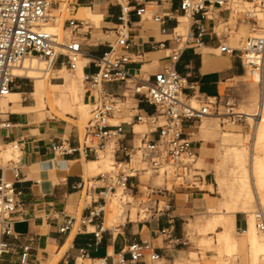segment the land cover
Here are the masks:
<instances>
[{"label": "crops", "instance_id": "crops-1", "mask_svg": "<svg viewBox=\"0 0 264 264\" xmlns=\"http://www.w3.org/2000/svg\"><path fill=\"white\" fill-rule=\"evenodd\" d=\"M175 2L179 4V0H127L126 5L131 9L127 14V38L131 42L130 55L133 59L127 68L131 74L139 75L144 79H152L154 73L171 63L168 57L170 51L167 44L168 40L171 39L172 28L177 24L174 18L179 19V21L187 18L181 15ZM74 5L77 9L74 18L78 17L77 19H80L79 17H82L88 20L80 19L84 22V25L79 27L77 33V38L81 42L85 54L79 62V67L81 65V70L84 73H93L96 68L92 64V57L101 56L108 51L109 45L115 41V28L120 22L121 5H126L120 0L116 2H113V0H78ZM141 7H144L145 11L142 13V17H139L134 9ZM66 8L67 5H63L60 10L63 11ZM219 19L217 22L218 28L225 24H231V22H237V17L232 16L228 18V22L227 19L224 21L221 18ZM92 21L94 23L102 22L101 27L92 29L90 24ZM181 23L182 21H180L179 27ZM49 24L58 25V23ZM209 25L210 23L207 22V26ZM244 26L246 25L241 26L238 30H246L247 26ZM202 47V51L201 47L195 51L192 49L186 50L175 63L177 72L185 79L182 94L186 98L192 97L195 99L196 95L199 94L203 98L210 97V99H214L213 97L219 94L221 84L235 77L243 76L245 73L237 55L219 54L218 42L214 38H206ZM163 52L168 53L156 57ZM79 67L73 73H76ZM52 71L62 72V77L57 75L54 77L57 78L56 80L62 78L63 81L51 82L50 78L53 75L49 77V80L20 77L33 80L30 95L34 96L37 102H41L40 105L48 113L51 112L48 100H55L62 93V90L56 88L55 85L64 84V75L69 74L68 69L60 67L58 63L53 70L51 68ZM143 75L146 76L143 77ZM48 86L57 89L58 92H48ZM104 86L109 93L118 97L127 92L124 83L109 82L105 83ZM85 90V87L83 91L79 85V103L87 104ZM263 92L264 89H260L257 99V114L260 117L255 120L254 132L256 134L259 129L264 131V125L261 127L262 115L260 113ZM25 93L26 90H13L6 99V103L0 101L1 109H5L3 112H9V118L13 124V127L9 130L0 131V145L6 149V146L11 142L16 141L21 148L18 170L20 176L15 183L16 189L21 193L19 197L20 206L15 216L12 234H0V241L9 243L11 247L8 253L0 255V264H20L21 248L24 245L30 247L28 264H95V262H99V264H117L119 254L125 257L126 264H185V261H187L186 264H197L196 257L198 255L195 254L196 248L186 235L187 226L189 224L195 225V216L201 214L205 209L206 214L209 215L208 209L210 207V215L205 216L202 223H197V226L199 228L204 227V231L211 230L207 229V225L212 223L214 216L230 215L232 217L231 233L235 239V250L231 255H227L223 247L217 242V233L224 230L223 225L217 224L214 230H211L216 233L214 240L217 246L216 249L210 248L211 240L200 237V241L204 239L210 249L209 251H212L210 255L212 262L210 264H253L255 252L248 236L253 221L251 222L241 216L235 206H229L226 201L221 204L222 207L226 208L222 211H215L216 201L206 205L205 196L210 195V192H214L213 185V191L203 188L178 190L169 198V210L159 217L132 221V211L124 212L125 221L114 228L105 227L106 221L104 218L105 229L99 235V238H96L95 232L99 230L102 219L94 218L81 224L82 220L89 219V210L86 208L87 203L81 206L82 192L77 189V185L85 178V173H87L85 163L92 159L78 153L58 156L51 150V146L61 140H65L71 146L76 147L78 140L81 138V132L76 126L67 122H59L53 118L31 117V113L36 109V103L33 105L20 104L22 94ZM129 97H132L133 105L130 107L129 119L120 121L124 134L117 143L118 150L115 153V158L118 160L126 159L123 152L124 147L131 148L137 145V137L141 138V135H137L138 133L135 131V127L142 124L137 121L136 114L141 112L153 113L155 111L154 106L142 101L139 97ZM127 99L121 103H125ZM242 114L256 116L249 113ZM65 117L73 119L71 114H65ZM205 118L209 117L206 116ZM38 119L46 120L38 126L29 125ZM161 123L162 118H158L156 123L149 122L146 124L145 122V126L148 127L146 132L152 131ZM26 124L28 125L24 126ZM208 125L203 120L200 122L199 127L190 122L183 124L185 134L190 139L191 137L194 139L192 141L193 147L198 153L197 159H202L201 156L204 154L205 148L201 147L200 141L209 137L210 129ZM132 130L137 134H132ZM196 131H200V135L194 134L197 133ZM146 136L150 140L158 139L157 132H148ZM223 137L224 141L232 140L228 134ZM111 145V155L113 156L115 143H109L108 148ZM251 151L249 176L253 178V186L254 189L256 186L255 190L257 191L253 163L256 160L260 167H263L264 163L261 161V157L254 154L253 149ZM132 161L134 159H131V163ZM0 167L4 168L6 179H14L10 168L1 165ZM258 177V182L264 179L262 175H258ZM204 181L208 186V181L206 179ZM140 186L144 185L141 184ZM220 186L222 191V183H220ZM179 196L185 197L179 198ZM257 199L259 206H261L260 198L257 197ZM70 218L74 219L73 227L67 232H61L60 228ZM246 219L245 234L240 235L237 230L240 227H245ZM189 220H191L190 223ZM167 228L171 231L173 240L171 243L168 242L167 235L162 232L163 229ZM255 231L257 230L255 229ZM257 232L258 240L264 241ZM134 242H150L159 254V259L151 261L145 255L140 261L131 263L130 256L125 251L128 245ZM83 253H86L85 256H82ZM224 253L226 256H233L238 259L233 261L221 260L220 257ZM53 256L58 257L56 261ZM208 258L205 254V259ZM257 264H264V254L258 255Z\"/></svg>", "mask_w": 264, "mask_h": 264}, {"label": "built area", "instance_id": "built-area-1", "mask_svg": "<svg viewBox=\"0 0 264 264\" xmlns=\"http://www.w3.org/2000/svg\"><path fill=\"white\" fill-rule=\"evenodd\" d=\"M234 1L179 0L178 7L181 15L189 19L188 28L185 32H181L180 21L174 18L177 24L172 28L171 39L167 44L171 63L154 73L152 79H144L128 71L127 66L133 61L130 55L131 42L127 38V14L131 9L128 5H121L120 22L115 28V41L101 56L92 57V64L96 71L84 73L87 102L90 104V117L85 125L84 133L76 147L65 140L51 146L52 152L58 156L78 153L91 159L97 157L98 152L104 149L107 143L111 141L118 143L124 134L121 123L112 124L110 119L117 112L119 101L122 102L129 96L139 97L155 107L153 113L136 114L135 117L139 123L143 121L146 124L156 123L158 118H162L161 124L152 131H148L157 132V140L148 139L146 136L148 132L138 133L141 134L140 143L131 148H123L126 159H115L109 171L83 178L77 185V189L84 193L85 200H90L86 205L89 210V219L82 220L81 224L94 218L102 219L99 230L95 232L96 238H99L105 229L104 218L107 205L117 196L120 189L129 191L134 198L141 193L140 185L143 184L150 191L148 195L157 192L167 197L174 192L176 185L189 189L198 188L205 180V175L202 176L199 169L195 167L198 153L193 147V141L183 131V124L190 122L199 125L203 117L212 113L211 109L214 105L216 106L217 97H214L215 101H210L209 97L199 100V107L191 105L189 98L181 97L185 79L177 72L175 63L186 50L195 51L203 46L206 38H214L218 42L220 54L237 55L245 73L256 78L259 86L264 88V35L248 36L241 47H232L222 41L215 31L217 20L215 15H222L224 11L229 10ZM250 1L264 12V0ZM77 2L78 0L66 1L67 8L64 12L69 16L64 19L62 24L64 33L60 34L59 31L51 33L42 28L46 23L55 21L51 15L52 1L0 0V100L10 91L21 89L15 84L22 78L14 76L13 70L28 57L37 56L47 64V67L51 65L52 70L57 63L70 71H74L79 66L80 58L82 54L84 56L85 54L77 33L84 22L71 16L74 12L73 5ZM58 10L62 15L63 11L59 6ZM134 11L137 16L142 17L145 9L141 7ZM207 22L210 23L209 26ZM56 79L52 77L50 80ZM109 82L124 83L127 92L120 97L109 93L104 86ZM231 104L230 100L226 101L227 113L224 114L231 116L230 119L233 118ZM12 126L9 112H3L0 107V128L9 130ZM132 134L137 133L132 130ZM11 144L14 149L20 151V145L16 141ZM117 150L116 148L114 156ZM138 153L145 164L142 169L129 165L132 155ZM19 158L20 156L8 161L13 172V180L6 179L4 168L0 167V234H12L15 216L19 211L21 193L15 187L20 176ZM141 172L150 173V177L155 175L161 178L162 187H155L149 180H142ZM149 199H151L150 196ZM140 207L139 216L143 214L142 220H146L161 216L169 210L170 204L167 201L166 205L161 207L160 201L155 199L153 205L142 202ZM253 218L257 231L264 235V208L258 207L253 212ZM73 224L74 219H68L60 231L64 233L71 230ZM246 228L247 219L245 227L238 228L237 232L244 235ZM162 232L167 235L168 242L171 243L173 240L170 229H163ZM10 250L9 243L0 241V255ZM125 252L129 254L131 263L140 261L145 255L151 261L159 259V254L150 242L131 243ZM29 253L30 247L24 245L21 248L20 264H28ZM85 254L83 253L82 256ZM117 264H126L122 254L118 255Z\"/></svg>", "mask_w": 264, "mask_h": 264}, {"label": "rangeland", "instance_id": "rangeland-1", "mask_svg": "<svg viewBox=\"0 0 264 264\" xmlns=\"http://www.w3.org/2000/svg\"><path fill=\"white\" fill-rule=\"evenodd\" d=\"M53 3L51 15L54 17L55 21H51V23H58L56 28L53 30V33L56 31H59L60 34H63L62 32V24L66 17L69 15L64 12L60 15L58 6L63 7V5H66L67 0H50ZM112 1V0H110ZM117 0H113V2H116ZM124 5H126L127 0H120ZM243 3L235 6L233 10L229 11L226 10L220 17L221 20L228 19V16L237 17V22L231 24H225L222 27L218 28V24H215V28L217 33L219 34L222 41L230 44L232 47H241L243 41L250 36L248 32L253 31V28L258 25H255L256 23H253L252 21L242 22L244 19L243 14L241 12V6ZM175 5L178 6V3L175 2ZM240 6V7H238ZM55 10H54V9ZM73 14L71 16L75 17V13L77 12V9L75 5H73ZM231 12V13H230ZM148 16V15H147ZM252 17V16H249ZM78 18V17H76ZM80 19H83L82 17H79ZM85 21H88L86 19H83ZM220 20V19H218ZM182 23L180 24L179 30L181 32H185L188 28L189 21L188 18L181 19ZM61 22V23H60ZM92 25V29L100 28L102 25V22L100 23H94L93 21L90 22ZM243 25L247 26V32L242 33L234 36L235 32ZM228 29V30H227ZM67 34V32H65ZM234 36V37H233ZM237 36H240L237 38ZM242 36V38H241ZM234 38V39H233ZM237 38V39H235ZM235 40V42H234ZM203 50V47H201V51ZM220 51V50H219ZM214 52V51H212ZM168 52L159 53L156 57L159 55H165ZM219 53V52H217ZM220 54V53H219ZM36 57V56H35ZM43 68L46 70V73L43 71L41 72V80L44 79L45 76L47 77H54V76H63L62 72H51V65L48 69H46V63L43 61ZM79 67V66H78ZM77 67V68H78ZM69 74H65L64 77H72L75 76L80 87L84 91L85 82H83V74L84 72L80 74L73 73L74 71H69ZM72 75V76H71ZM146 75H143V77ZM61 80H53L51 82H62ZM16 86L19 85L21 89H14V90H26L25 94H22L20 104L22 105H33L36 103V109L31 113V117H40V118H53L55 120H58L59 122H67L69 124H72L76 126L79 131L81 132V136L84 133L85 125L90 117L89 111H90V105L87 102V109L85 111H80L77 107L73 110L71 115H73V119L66 118L64 114L56 113V111L52 110L51 112H47L44 107L40 105L41 102H37L36 99H34V96L30 95V92L33 87V80L22 78L21 80H18L15 84ZM86 89V88H85ZM48 92H55L57 93V89H52L51 87H47ZM82 91V93H83ZM260 92V88L258 85H256L252 77L248 73H244L243 76L235 77L232 80L226 81L225 83L221 84L219 94L216 96V106L214 105L211 109L212 113L209 115V118L203 117L202 120L206 121L209 125V137L207 139H202L200 141L201 147H204V154H202V159H195V167L199 169V172L202 176L205 175L206 181H208V186L205 184V181L203 184L199 185L198 188L203 189H209L210 195H206V205L210 204L211 202L216 201L217 204L214 206L215 211H222L225 210V207H222V202L226 201L228 205L235 206V209L240 213L241 216L247 218L249 221L252 222L253 218V212L260 207L259 201L257 199L260 198L261 201V207L264 208V187H260L258 185V175L260 176V172H258V163L255 160L253 163V174L255 181L257 182V191L256 186L254 189L253 186V178H250V171H251V150L253 149L254 154L261 157V161L264 163V131H261V129L258 130L257 134L254 132L255 128V120L259 119V116L257 114L258 111V94ZM86 93V91H85ZM184 99V97H182ZM203 96L197 94L196 98L193 99L191 97L190 102L195 103L194 105H200L199 100H203ZM210 101H215L214 99H209ZM230 100L231 105L233 108V118L230 119L228 115L226 114V101ZM3 101V102H2ZM1 103H6V99H3ZM40 101V100H39ZM133 105L132 97H128L127 101L125 103H121L119 101L117 106V112L115 113L114 118L110 121L111 123H119L121 120H128L129 114H131L130 107ZM52 108V107H51ZM2 111H5L4 108H2ZM219 111V113H218ZM242 113H249L256 115L255 117L251 115H245ZM82 115H85L83 118H81ZM239 117V118H238ZM72 118V117H71ZM254 118H256L254 120ZM45 119V120H46ZM45 120L38 119L34 123L29 125L38 126L41 122H44ZM28 124L24 125L27 126ZM264 125V122L261 123V127ZM199 126V125H198ZM188 129V127H186ZM200 129V128H199ZM198 129V130H199ZM148 130V127L145 126V123H142L139 127H135V131L137 133H143ZM200 135V131H196ZM205 133V132H204ZM228 134L232 140L230 141H224V135ZM141 135V134H137ZM193 139V137H192ZM235 139V140H233ZM137 145L140 143V138L137 137L136 139ZM194 140V139H193ZM109 143H115V141H111ZM109 143L106 144L104 150L102 153H100V156L98 159H95V161H102L104 162L101 165L92 167L87 173H85V178L95 176L98 173L109 171L112 162L116 159L114 156L111 155V148H108ZM254 145V146H253ZM117 148V143L114 145L113 151ZM6 149L12 152L11 157H3L2 151L4 150V146L0 147V165L6 166L7 168H10V162L9 160L17 159L18 156H21V152L17 150H13L10 145L6 146ZM91 159V158H90ZM131 167L135 168H144L145 164H143L141 157L132 156ZM93 160V159H92ZM141 178L145 179V181H150V183L153 186H160L162 187L163 182L162 179L153 175L150 177V173H143L141 172ZM220 183H222V191L220 190ZM213 185V187H212ZM170 187V185H168ZM174 192H171L167 197H172L175 192L181 189H189L185 187H180L178 185L174 186ZM119 192L117 194V198H119ZM150 193L149 190L145 188V186L141 187V193H138L136 197L132 198L129 191H124L123 196V202H120L118 199L113 198L111 201H109L106 209L105 214V227L114 228L123 223L125 221V217L123 215L124 212H131L132 211V221L142 220L144 217L143 214L139 216L140 212V203L145 202L147 204L153 205L155 202V199L160 201V206L166 205L167 201L169 199L165 197L166 195H161L160 193L154 192ZM150 198L152 199H149ZM210 196V197H209ZM185 196H179V198H182ZM89 199L85 201L84 193H82V199H81V206H84L86 203H89ZM122 201V200H121ZM129 202V204H127ZM226 203V204H227ZM122 206V208H121ZM211 209V207H210ZM210 209H208V213L210 215ZM206 214V209L202 211L201 214L196 215L195 217V225L189 224L187 226V232L186 235L191 241V243L194 245L195 254L198 255L196 257L197 264H210L212 262V258L210 257L211 252L209 251V247H207V243L204 241V239L211 240V247L213 249H216L217 246L214 242L216 233L211 230L204 231V227H198L197 223H202L205 216H209ZM126 221H128L126 219ZM191 220H189V223ZM253 224V223H252ZM257 232V231H256ZM212 233V234H209ZM257 234L264 239V235L261 233ZM237 235V234H236ZM213 236V237H212ZM200 237H203L204 239L200 241ZM62 254V253H61ZM205 254L208 256V259H205ZM240 256V255H239ZM55 261L58 257L53 256ZM236 257V256H235ZM221 260L225 259L227 261H233L237 260L238 258H234L233 256H226L225 253L221 255ZM185 264L187 261L184 262ZM237 263V262H235ZM89 264V263H85ZM95 264H99V262H95Z\"/></svg>", "mask_w": 264, "mask_h": 264}, {"label": "bare ground", "instance_id": "bare-ground-1", "mask_svg": "<svg viewBox=\"0 0 264 264\" xmlns=\"http://www.w3.org/2000/svg\"><path fill=\"white\" fill-rule=\"evenodd\" d=\"M241 3H243L242 6H241V8H242L241 9V12H242L243 17L245 19L242 22L247 21V22L250 23V21H252L253 23H256L255 25H258L257 20L259 21V26L254 27L253 28V31L248 32L249 35L250 36L264 35V12L253 1H250V0H235L230 5L229 11L233 10V8L235 6H237V5L241 4ZM238 7H240V6H238ZM215 16L217 18V20H216V23H217L219 21L218 19L222 15H217L216 14ZM249 16H252V17H249ZM253 17L256 18L257 20L254 19ZM228 18H229V16H228ZM227 22H228V19H227ZM49 23H46L45 25H43L42 28L44 30L48 31V32L53 33V30L56 28V26L53 25V24H49ZM244 27H246V26H244ZM215 31H216V28H215ZM56 32H58V31H56ZM246 32H247V28H246V30L245 29L237 30L235 32V35L234 36H236V34L237 35H239V34L242 35V33H246ZM237 38H239V40H240V36H237ZM237 38H235V39H237ZM241 38H242V36H241ZM234 42H235V40H234ZM232 43L230 42V44H232ZM83 56L84 55L82 54L80 60L82 59ZM43 65H44L43 64V60L40 59V58H38L37 56L36 57L35 56L28 57L18 67L14 68L13 75L14 76H17V77H28V78H33V79H41L42 77H41V74L40 73L43 72V71L45 72V74L47 73L46 70H44ZM48 68L49 67L46 66V69H48ZM77 73L78 74L82 73L81 65H80L78 71L76 72V74ZM82 76L84 77V74ZM44 79L45 80H49V77L45 76ZM252 80H253V82L256 85H258V87L260 89H264V88H261L259 86V84L257 83V79L256 78H252ZM55 87L58 88V89H60V90H62V93H61L60 97H58L57 99H55V100L54 99H51V100L49 99L48 100V105H49V108H50L51 111L54 109L56 111V113H61V114H64L65 115V114H71L73 112V110L75 109V107H77L78 109H80V111H85L87 109V104L86 103H79L78 102L79 101V98H78L79 83H78V81H77V79H76L75 76H72V77H69V78L66 77L64 84H62V85H55ZM12 91H10L0 101H2L3 99H7L9 97V95L11 94ZM262 96L263 97H262V104H261V108H260L261 109L260 110L261 111L260 113L262 115V122H264V92H263ZM181 97H185V96L181 93ZM190 99L191 98H189V103H191L190 102ZM209 99H210V97H209ZM214 100H215V98H214ZM194 104L191 103V105H193L194 107H197V105H194ZM198 107H199V105H198ZM84 116L85 115H82L81 118H83ZM258 116L260 117V115H258ZM113 118H111L110 121ZM140 123H145V121L140 122ZM112 124H114V123H112ZM2 130H4V129H1L0 128V131H2ZM5 131H7V130H5ZM191 140H193L192 137H191ZM9 145H10V147L13 150L19 151L18 149H14L13 148V146H12L13 144H9ZM0 147H2V146L0 145ZM103 150L104 149L100 150L98 152L97 157H95L93 159H98V157L100 156V153H102ZM2 152H3L2 153L3 157H11L12 156V152L9 151L8 149H4ZM132 156L140 157L139 153L138 154H133ZM131 159H132V157H131ZM103 163L104 162H102V161H95V160L88 161V162L85 163V171L88 172L92 167L101 165ZM130 164H131V162H130ZM110 169H111V167H110ZM258 170H259L258 172L261 173L260 175L264 176V166L263 167H260L259 166L258 167ZM141 179L142 180H145L143 178H141ZM258 185L260 187H264V179L262 181H259L258 182ZM119 191H120L119 192V196L120 197L119 198L114 197V198L118 199L120 202H123V196H124V191L125 190H121L120 189ZM127 204H129V202ZM121 208H122V206H121ZM252 221H253V224L250 225L248 236H249V239H250V241L252 243V246L254 247V252H255V258L253 260V264H257L258 263V255L264 254V241L263 240H260V241L258 240L257 235H256V231H255L256 227L254 225V218H252ZM217 224L223 225V227H224V230L222 232L217 233V242L223 247V250L226 251L227 255H231L232 252L235 250V239H234V237H233V235L231 233L232 217L230 215H220L218 217H215L214 216L212 218V223H209L207 225V229L214 230V228L216 227Z\"/></svg>", "mask_w": 264, "mask_h": 264}]
</instances>
